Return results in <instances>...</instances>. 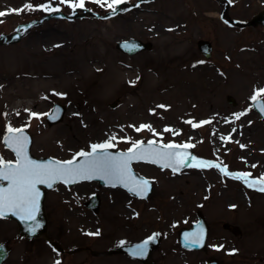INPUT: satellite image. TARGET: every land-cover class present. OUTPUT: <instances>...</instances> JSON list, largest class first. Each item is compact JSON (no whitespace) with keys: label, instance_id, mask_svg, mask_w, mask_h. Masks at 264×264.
<instances>
[{"label":"rangeland","instance_id":"1","mask_svg":"<svg viewBox=\"0 0 264 264\" xmlns=\"http://www.w3.org/2000/svg\"><path fill=\"white\" fill-rule=\"evenodd\" d=\"M28 3L59 7L63 15L72 10L59 0H0V12L8 13L0 17V34L56 13L39 7L11 11ZM226 4L227 15L240 22L264 8V0H152L109 19L76 10L71 21L49 17L21 30L17 42L0 45V100L6 97L0 107V157L14 159L1 142L11 126L29 132L37 157L71 160L115 136L110 150L126 151L134 141L188 143L195 145L189 149L197 160L264 177V124L250 106L264 89V29L225 24L220 13ZM84 7L101 16L112 11L92 0ZM127 38L149 41L152 48L122 54L115 44ZM198 39L211 42L210 58L198 51ZM84 54L90 65L83 81L78 56ZM82 82L91 84V94H82ZM101 83L105 86L93 87ZM19 87L26 93L16 95ZM257 97L264 99V93ZM53 103L66 111L61 122L49 126L45 116ZM141 125L154 131H136ZM132 168L153 183L147 199L95 181L57 184L47 192L48 236L63 252L43 238L18 237L15 224L0 219V243L10 248L4 264H142L108 251L152 234L159 237L149 258L153 264H205L211 258L220 264H264V192L249 190L214 168L173 173L145 162ZM94 194L100 200L95 213L83 205ZM197 211L208 226L206 248L188 251L179 246L177 234L196 221Z\"/></svg>","mask_w":264,"mask_h":264},{"label":"snow or ice","instance_id":"2","mask_svg":"<svg viewBox=\"0 0 264 264\" xmlns=\"http://www.w3.org/2000/svg\"><path fill=\"white\" fill-rule=\"evenodd\" d=\"M59 2L67 4L73 11L77 8L82 9L85 6V0H59ZM92 2L98 3L101 6L107 3L108 7L115 12L116 6L124 3L125 0H111L110 3L108 0H92ZM35 7H39L49 13L60 11L59 7L53 8L47 4L33 6L30 3L25 4L22 9H12L11 11L18 14L24 10H34ZM6 14L8 13L0 12V17ZM261 93H264V89H260L252 97V100L255 101ZM260 111L264 113V105L260 106ZM31 115L37 116L38 114L31 113ZM241 115H244V113L237 114L236 118L239 119ZM187 123L193 127L199 126L192 121H187ZM206 123H209V121L201 122V124ZM145 128L150 132L154 131L150 125H141L139 128H136V131L139 132ZM164 131H171V129L165 128ZM8 133L9 136L5 139L4 143L15 153L16 160L13 163L12 161H5L0 157V181L8 182L7 187L0 186V216L11 212L22 219L35 220V214L39 211L40 196L37 185L47 184L51 188L56 181L68 184L99 177L107 180L113 187L119 183L128 188L130 192L143 196L148 190L149 181L144 179L137 180L130 168L133 161L160 164L164 168H171L173 173L184 166L219 168V171L223 175H231L235 179L242 180L248 187H256L258 191L264 192V177H261L259 180H249L250 173H229L226 167H221L208 161L197 160L194 156L191 157L192 163H189L190 153L187 149L195 145L188 143L184 145L166 144L157 146L154 141L150 140L147 143V147H145L143 141H134L127 152L112 155L107 151L114 147L111 141L115 140L116 137L112 136L104 143L92 144L90 152H78L76 156L83 157V160L79 163L76 162V157L67 161L40 163L31 159L28 155V137L24 134L23 129L9 126ZM227 139H230V137ZM241 147H244V145H241ZM179 149H184V151H180ZM32 231H35V227L32 228ZM94 235H99V232ZM191 236L190 243L202 245L204 239L203 229L198 233L191 234ZM147 243L148 241H145L143 245L137 246L132 254L144 255ZM56 264H59V261Z\"/></svg>","mask_w":264,"mask_h":264},{"label":"water","instance_id":"3","mask_svg":"<svg viewBox=\"0 0 264 264\" xmlns=\"http://www.w3.org/2000/svg\"><path fill=\"white\" fill-rule=\"evenodd\" d=\"M144 1L148 2L150 0H144ZM226 8H227V4L224 6L223 12L221 14V18L229 26L244 28L246 26H254V25L260 24L264 28V9L259 11L250 21L243 23V22H240L238 20L231 19L226 13ZM82 10H83L84 14L86 13V14H88L91 17L102 18V19H106V18H108V17H110V16L115 14V12H110V13H107L106 15H104V16H99L97 13L91 12L90 10H87L85 8H82ZM124 10L125 9H120V11H124ZM49 17L66 18L68 20H72L74 17H77V13L75 11H72L71 15H63L61 13H55V14H52L51 16L43 17V18H41L39 20H35V21H31V22H28V23H25V24H21V25L17 26L13 30V32H11L9 34H7V35L6 34H1L0 35V45L10 44V43H13V42L17 41L20 38L21 30L28 29L31 26L35 25V24L41 23V22L45 21L46 19H48ZM197 47H198L199 51L202 53V55L204 57L208 58L210 56L211 44H210L209 41L198 40ZM115 48L118 49L119 51H121L122 53L127 54V55H134V54H136L138 52L150 49V44L141 42L140 40H136V39H129V40H123V41L118 42L115 45ZM228 102L231 103V104L234 103L231 100V98L228 99ZM251 104H252V107L254 108V110L259 114V116L261 117V119L264 122V113H262L260 111V106L264 105V100L257 98L255 101L252 100ZM64 111H65V108L62 105L54 104L51 113H49L46 116V121H47L48 125L51 126L53 124H56V123L60 122L62 120V118H63ZM24 134L28 137L27 152H28V155L30 156L31 159H33V160H35L37 162H40V163H48L49 161H58V160L53 159V158H35L34 156H32L30 154L31 136L26 131H24ZM8 136H9V133H7L3 137V143H4L5 139ZM4 145L6 146L5 143H4ZM144 146L147 147V143H144ZM157 146H159V145H157ZM179 150L180 151H184V149H179ZM187 151L190 153L188 162L192 163L191 157L193 156V154H192V152L189 149H187ZM108 152H110L112 155H118L120 153H124V152H111V151H108ZM82 160H83V157H80L79 159L76 160V162L79 163ZM212 163L216 164L215 162H212ZM156 165L162 167L160 164H156ZM187 167L188 166L181 167V168L178 169V171H180V170H182L184 168H187ZM130 168H131V165H130ZM162 168H164V167H162ZM205 168H208V167H205ZM169 169H171V168H169ZM131 171L134 174V176L137 178V180H140V179L148 180V179H146V178H144L142 176H139L138 174L134 173L132 169H131ZM93 179L98 180L100 184L111 185L105 179H101L99 177H96V178H93ZM248 179L249 180H257V179H253V178H248ZM57 182H62V181H56L55 183H57ZM55 183H53V186H54ZM7 184H8L7 181H0V186H2V187H7ZM73 184L74 183H68L66 185L70 186V185H73ZM116 185L123 186L122 184H119V183L116 184ZM51 188H49L47 186V184H39V185H37V189H38V191L40 193V196H39V211L35 214V220H25V219H22L21 217H19L17 215H13L11 212H7L5 215L0 216V217L8 218V219H11V220L15 221L16 224H17L18 233H19V235L21 237H27V238H30V239L36 238V237H41V236H45L46 237L47 219H46L45 210H44V199H45V195H46L47 190H49ZM251 188L257 190L256 187H251ZM151 193H152V184L149 181L148 190L143 196H138V195H136L134 193H132V194L137 196V197H139V198H147ZM98 204H99V200H98L97 196H93L90 199V201L87 203V205L93 211L97 210ZM196 216H197V221L195 223H193L190 228H183V229H181L179 231V234H178L179 244L184 249L202 250L205 247V240H206V235H207V225H206V222H205L201 212H197ZM37 225H38V227H37ZM34 227H35V231L33 232L32 228H34ZM224 227H226V225H224ZM201 229H203V234H204V239H203L202 245L190 243V240L192 239L191 234L198 233V232H200ZM232 232L236 233V229L233 228ZM145 241H148V243H147L146 251H145L144 255H142V256L141 255H133L132 252L136 249V247L139 246V245H143ZM145 241L122 245V246H120L118 248V251H123L126 254H128L129 256H131L133 258H137V259H139V260L144 262L150 256V253H151L152 249L155 246H157L159 239H158L157 236L152 235L148 240H145ZM52 244L58 250H60L57 247V245H55L54 243H52ZM8 253H9V248L7 246H5V245H0V264H3V262L5 261V259L8 256ZM145 264H152V263L151 262H147ZM206 264H219V263H218L217 260L212 259V260L207 261Z\"/></svg>","mask_w":264,"mask_h":264},{"label":"bare ground","instance_id":"4","mask_svg":"<svg viewBox=\"0 0 264 264\" xmlns=\"http://www.w3.org/2000/svg\"><path fill=\"white\" fill-rule=\"evenodd\" d=\"M121 5V4H120ZM122 5H125V2L124 3H122ZM209 15V14H208ZM78 61H79V63H80V65H81V71H82V74H85L84 75V77H83V81H84V79L86 80L87 78V76H88V74H87V72L89 71V65H90V59H89V54H84V55H80V56H78ZM106 75H109L108 73L106 74ZM82 84H83V82H82ZM101 86H105V85H103L102 83L101 84H98L97 86L95 85V86H93V87H95V88H97V87H101ZM82 88H85L84 90L85 91H83V90H81V92H82V94H84V95H87L88 93L89 94H91L92 93V91H90L91 89H93L92 87H91V84L90 83H86L85 84V86H84V84H83V87ZM26 90L27 89H24V88H22V87H19L18 89H17V91H16V95H21V94H25L26 93ZM94 90V89H93ZM5 99H6V97L4 96L1 100H0V107L2 108V106L4 105V102H5ZM92 99H94V98H92ZM72 115V114H71ZM77 188V187H76ZM111 191L113 192V193H121L118 189H111Z\"/></svg>","mask_w":264,"mask_h":264},{"label":"flooded vegetation","instance_id":"5","mask_svg":"<svg viewBox=\"0 0 264 264\" xmlns=\"http://www.w3.org/2000/svg\"><path fill=\"white\" fill-rule=\"evenodd\" d=\"M220 5H221V3H219ZM217 172L219 173V174H221L222 176H224L220 171H219V169H217ZM218 174V175H219ZM129 193V192H128Z\"/></svg>","mask_w":264,"mask_h":264}]
</instances>
